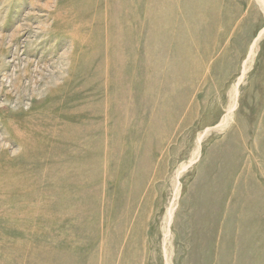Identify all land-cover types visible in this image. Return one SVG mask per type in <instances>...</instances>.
I'll return each mask as SVG.
<instances>
[{"label": "rangeland", "instance_id": "1", "mask_svg": "<svg viewBox=\"0 0 264 264\" xmlns=\"http://www.w3.org/2000/svg\"><path fill=\"white\" fill-rule=\"evenodd\" d=\"M0 264H264V0H0Z\"/></svg>", "mask_w": 264, "mask_h": 264}, {"label": "bare ground", "instance_id": "2", "mask_svg": "<svg viewBox=\"0 0 264 264\" xmlns=\"http://www.w3.org/2000/svg\"><path fill=\"white\" fill-rule=\"evenodd\" d=\"M248 202V201H247Z\"/></svg>", "mask_w": 264, "mask_h": 264}]
</instances>
